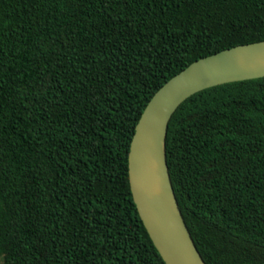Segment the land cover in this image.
I'll return each instance as SVG.
<instances>
[{
    "label": "trees",
    "instance_id": "1",
    "mask_svg": "<svg viewBox=\"0 0 264 264\" xmlns=\"http://www.w3.org/2000/svg\"><path fill=\"white\" fill-rule=\"evenodd\" d=\"M264 41V0H0L3 264H166L129 156L154 96ZM167 161L206 264H264V78L181 105Z\"/></svg>",
    "mask_w": 264,
    "mask_h": 264
},
{
    "label": "water",
    "instance_id": "2",
    "mask_svg": "<svg viewBox=\"0 0 264 264\" xmlns=\"http://www.w3.org/2000/svg\"><path fill=\"white\" fill-rule=\"evenodd\" d=\"M264 78V41L203 58L170 80L152 99L129 156L132 194L166 264H206L184 219L167 161L170 122L192 96L218 86Z\"/></svg>",
    "mask_w": 264,
    "mask_h": 264
},
{
    "label": "rangeland",
    "instance_id": "3",
    "mask_svg": "<svg viewBox=\"0 0 264 264\" xmlns=\"http://www.w3.org/2000/svg\"><path fill=\"white\" fill-rule=\"evenodd\" d=\"M0 264H3L2 258L0 257Z\"/></svg>",
    "mask_w": 264,
    "mask_h": 264
}]
</instances>
